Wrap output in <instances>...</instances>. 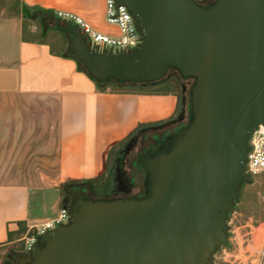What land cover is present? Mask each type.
<instances>
[{"label":"water","instance_id":"water-1","mask_svg":"<svg viewBox=\"0 0 264 264\" xmlns=\"http://www.w3.org/2000/svg\"><path fill=\"white\" fill-rule=\"evenodd\" d=\"M114 1L134 19L137 47L100 49L54 15L69 54L103 85L155 84L169 71L192 79L187 122L141 157L143 195L91 199L76 186L67 222L35 236L18 264H212L264 125V0Z\"/></svg>","mask_w":264,"mask_h":264},{"label":"crops","instance_id":"crops-1","mask_svg":"<svg viewBox=\"0 0 264 264\" xmlns=\"http://www.w3.org/2000/svg\"><path fill=\"white\" fill-rule=\"evenodd\" d=\"M18 4L29 19L31 11L40 20L49 17L43 24L52 23L57 31L51 15L62 11L78 15L97 32L117 34L116 27L105 20L104 0H18ZM36 11L46 14L39 16ZM24 17L0 15V247L20 241L22 229L29 231L52 219L47 215L49 208L58 211L57 199L46 196L51 192L48 189L2 180L17 177L4 163L11 160L13 167V155L19 152L4 149L9 140L5 133L19 130V120L9 122L5 117L6 104L27 98L43 100L49 125L57 134L58 182L80 183L101 175L107 152L139 125L173 116L180 99L179 92L173 91H100L68 52L59 53L48 41L25 31ZM14 138L11 146L17 144ZM260 248L264 252V240ZM260 264H264V254Z\"/></svg>","mask_w":264,"mask_h":264},{"label":"rangeland","instance_id":"rangeland-1","mask_svg":"<svg viewBox=\"0 0 264 264\" xmlns=\"http://www.w3.org/2000/svg\"><path fill=\"white\" fill-rule=\"evenodd\" d=\"M23 18V27L35 39L40 38L48 41L54 50L59 53L69 52L70 38L68 34H64L52 29L47 23L42 24L40 19L35 18L34 12H29L28 17L24 10L18 4L14 6L12 0H0V15L2 16H21ZM60 25H63L60 23ZM180 77L175 71L168 72L167 76L158 84H149L145 86H122L117 88L114 85H107L109 91H133L145 93H158L164 91H173L178 94L180 92ZM160 82V81H159ZM191 82V81H190ZM192 84V82H191ZM43 100L37 98L19 99L5 106L4 115L9 122H17L19 120V130L11 133L9 130L5 133V137L9 140L5 142L4 149L18 150L13 155V167L11 160L4 163L9 164L8 169H13V173H17V177H5L2 180L8 182H17L27 184L31 187H40L48 189L50 200L57 199L58 209L64 205L63 197L67 191L65 186L71 185L68 181L58 182L57 173V134L54 127H50L48 115L43 109ZM16 106V107H15ZM181 108V101L177 106V110ZM175 112V115L177 114ZM14 119V120H13ZM16 132V133H15ZM18 135V136H17ZM17 141L15 146H11V138ZM14 142V143H15ZM121 141L113 146L105 156L104 173L97 178L92 179L94 182L104 180L107 173L112 154L119 147ZM8 157V154L5 159ZM10 157V156H9ZM94 198V197H92ZM37 200L35 192L31 196V203L34 205ZM237 209L230 216L228 221V246L218 249L212 258V264H260L263 249L260 248L261 242L264 240V175H256L251 177L248 183H243L240 189V195L237 201ZM50 218L55 217L56 213L53 209L47 210ZM33 235V228L29 231L21 230L18 235L20 241L12 243L8 246L0 247V264L7 263L9 249H17L28 251L26 249Z\"/></svg>","mask_w":264,"mask_h":264},{"label":"flooded vegetation","instance_id":"flooded-vegetation-1","mask_svg":"<svg viewBox=\"0 0 264 264\" xmlns=\"http://www.w3.org/2000/svg\"><path fill=\"white\" fill-rule=\"evenodd\" d=\"M196 1L201 5H207L213 0ZM48 19L49 17H46V19L42 18L40 21L43 24V20ZM190 81L192 82V79L180 80L181 108L176 112V115L174 114L165 120L139 125L121 141L119 147L112 154L111 163L107 173H105L104 180L100 182L92 181L91 183L84 181L65 186L64 189L67 193L63 197V204L70 205L69 191L78 185L84 188L83 195L91 199L137 198L143 195L145 191L143 184L145 172L139 161L142 156L160 150L162 141L169 138L176 129L186 124L188 118L186 103L191 86ZM97 178L94 180H97ZM24 253L26 251L9 249L6 264H18L19 256Z\"/></svg>","mask_w":264,"mask_h":264},{"label":"built area","instance_id":"built-area-1","mask_svg":"<svg viewBox=\"0 0 264 264\" xmlns=\"http://www.w3.org/2000/svg\"><path fill=\"white\" fill-rule=\"evenodd\" d=\"M104 16L107 23L117 29V34L108 35L95 31L81 17L70 12L56 11L55 16L60 20L75 23L79 26L90 45H96L100 49L106 48L112 53L122 50H133L140 42V35L135 28L134 19L125 6L117 4L114 0H104ZM245 173L251 178L256 175H264V125H258L249 139V148L245 164ZM68 219V208L61 206L55 217L33 226V235L26 249L32 245L35 236L56 225L64 224ZM264 252L260 258L262 259Z\"/></svg>","mask_w":264,"mask_h":264},{"label":"trees","instance_id":"trees-1","mask_svg":"<svg viewBox=\"0 0 264 264\" xmlns=\"http://www.w3.org/2000/svg\"><path fill=\"white\" fill-rule=\"evenodd\" d=\"M12 2H13V4H14V6L16 7V6H18V0H12ZM36 13L37 14H39V16H41V15H44V14H46V12L45 11H36ZM25 14H26V12H25ZM54 19H55V17H54V15H51ZM67 56H71L70 54H69V52L67 53ZM72 57V56H71ZM77 67L79 68V70H82V71H84L85 72V70L83 69V67H82V65L80 64V63H78L77 62ZM170 72V71H169ZM96 83V82H95ZM107 85H114V86H116L117 88H121L122 86H140V87H142V86H145V85H134V84H125V85H119V84H117V83H108V84H99V83H96V86H97V88L100 90V91H105L106 89H107ZM147 85H149V84H147ZM92 182V180H87L86 181V183H91Z\"/></svg>","mask_w":264,"mask_h":264}]
</instances>
